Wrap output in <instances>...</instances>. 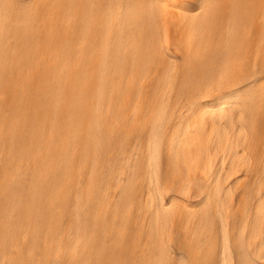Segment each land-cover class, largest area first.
Masks as SVG:
<instances>
[{"label":"bare ground","instance_id":"1","mask_svg":"<svg viewBox=\"0 0 264 264\" xmlns=\"http://www.w3.org/2000/svg\"><path fill=\"white\" fill-rule=\"evenodd\" d=\"M0 264H264V0H0Z\"/></svg>","mask_w":264,"mask_h":264}]
</instances>
